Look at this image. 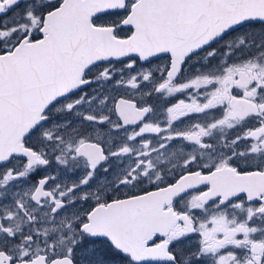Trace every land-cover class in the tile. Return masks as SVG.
I'll return each mask as SVG.
<instances>
[{
    "label": "snow or ice",
    "instance_id": "1",
    "mask_svg": "<svg viewBox=\"0 0 264 264\" xmlns=\"http://www.w3.org/2000/svg\"><path fill=\"white\" fill-rule=\"evenodd\" d=\"M0 264H264V0H0Z\"/></svg>",
    "mask_w": 264,
    "mask_h": 264
}]
</instances>
